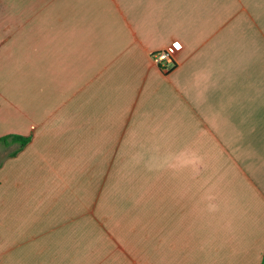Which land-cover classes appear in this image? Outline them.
I'll use <instances>...</instances> for the list:
<instances>
[{"label":"crops","instance_id":"obj_1","mask_svg":"<svg viewBox=\"0 0 264 264\" xmlns=\"http://www.w3.org/2000/svg\"><path fill=\"white\" fill-rule=\"evenodd\" d=\"M97 241L264 264V0H0V264Z\"/></svg>","mask_w":264,"mask_h":264},{"label":"rangeland","instance_id":"obj_2","mask_svg":"<svg viewBox=\"0 0 264 264\" xmlns=\"http://www.w3.org/2000/svg\"><path fill=\"white\" fill-rule=\"evenodd\" d=\"M106 231H108L107 227L104 228ZM110 233V232H108ZM111 234V233H110ZM111 238H113L112 235H110ZM114 244L119 245L116 240L114 239ZM105 242H90L89 244H81V243H61L57 244V262H60L63 260V264H87L86 259L84 257L87 253H91L93 249H96V251H103L104 250ZM64 256L66 258H64ZM83 256V258H82ZM68 257H71L68 259ZM81 257V258H80Z\"/></svg>","mask_w":264,"mask_h":264},{"label":"built area","instance_id":"obj_3","mask_svg":"<svg viewBox=\"0 0 264 264\" xmlns=\"http://www.w3.org/2000/svg\"><path fill=\"white\" fill-rule=\"evenodd\" d=\"M180 48V44H175L169 48L155 52L152 54V60L164 72H170L176 65L175 56Z\"/></svg>","mask_w":264,"mask_h":264}]
</instances>
